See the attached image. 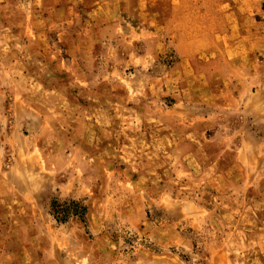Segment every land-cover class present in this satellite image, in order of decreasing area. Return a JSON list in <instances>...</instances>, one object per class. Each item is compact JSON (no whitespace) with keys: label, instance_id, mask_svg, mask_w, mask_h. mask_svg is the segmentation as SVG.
Wrapping results in <instances>:
<instances>
[{"label":"rangeland","instance_id":"rangeland-1","mask_svg":"<svg viewBox=\"0 0 264 264\" xmlns=\"http://www.w3.org/2000/svg\"><path fill=\"white\" fill-rule=\"evenodd\" d=\"M7 252L264 264V0H0Z\"/></svg>","mask_w":264,"mask_h":264},{"label":"trees","instance_id":"trees-1","mask_svg":"<svg viewBox=\"0 0 264 264\" xmlns=\"http://www.w3.org/2000/svg\"><path fill=\"white\" fill-rule=\"evenodd\" d=\"M86 207L78 202L72 201L65 208H55L54 214L57 217V221H65L67 215L77 217L85 223ZM66 215V216H65Z\"/></svg>","mask_w":264,"mask_h":264},{"label":"crops","instance_id":"crops-1","mask_svg":"<svg viewBox=\"0 0 264 264\" xmlns=\"http://www.w3.org/2000/svg\"><path fill=\"white\" fill-rule=\"evenodd\" d=\"M9 207L11 208L12 206H9ZM2 259L8 260V262L2 263L1 262ZM0 264H18L17 263V254L15 252L14 253L7 252L4 254L0 253Z\"/></svg>","mask_w":264,"mask_h":264}]
</instances>
